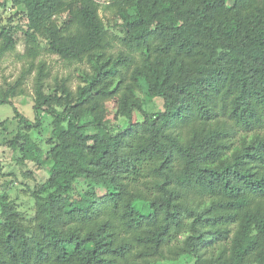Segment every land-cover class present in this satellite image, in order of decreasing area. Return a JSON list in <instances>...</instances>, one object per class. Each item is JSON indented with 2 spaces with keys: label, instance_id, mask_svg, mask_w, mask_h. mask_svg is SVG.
<instances>
[{
  "label": "trees",
  "instance_id": "1",
  "mask_svg": "<svg viewBox=\"0 0 264 264\" xmlns=\"http://www.w3.org/2000/svg\"><path fill=\"white\" fill-rule=\"evenodd\" d=\"M21 41L6 143L48 176L31 211L0 196V264H264V0H0V58ZM45 53L92 72L51 81ZM34 71L30 119L12 98Z\"/></svg>",
  "mask_w": 264,
  "mask_h": 264
},
{
  "label": "rangeland",
  "instance_id": "2",
  "mask_svg": "<svg viewBox=\"0 0 264 264\" xmlns=\"http://www.w3.org/2000/svg\"><path fill=\"white\" fill-rule=\"evenodd\" d=\"M11 1V0H10ZM102 4H107L111 0H99ZM22 7H12V3H9L7 10H2V23H6L9 16H13L16 12L19 15L15 18L13 23L24 24L26 22L25 16L21 12ZM100 13L104 18L113 19V13L110 9L105 7L100 10ZM116 31V28H112ZM122 45L117 41L112 52L116 55L121 49ZM24 52V42L21 41L15 51L8 52L5 56L0 58V95L3 94L10 84L14 83L18 76L20 75L23 66L27 64L26 59L21 57ZM39 59H44L47 61L50 69L52 70L51 81L55 80V76L63 77L69 76L71 78V85L76 88L79 83L82 82V76L86 73L92 72L91 65L88 63H67L59 59L57 55L54 54H43ZM34 76L35 71L28 76L24 87L25 92L23 95L16 96L12 98L14 106H16L24 115L30 119H34L35 110L33 108L34 102ZM84 78V77H83ZM138 94L144 102V108L148 112H157L164 109L163 99L159 97H152L148 92V87L145 82L141 83V87L138 90ZM136 115L134 119H136ZM139 119L142 116H138ZM6 120L3 125L0 126V196L8 195L10 198L17 201L23 210H33V200L30 193L22 190L27 184L33 185L35 181L40 182L48 176V167L36 165L33 162L27 161L26 163L19 164L18 158L22 156L20 151H14L7 143L6 140L10 138L16 130L18 124V119L15 116L14 108L11 104H0V122ZM107 123L113 131L119 130L127 122L123 117L115 118V103L113 101L108 103V116ZM46 125V123H45ZM45 128V126H44ZM46 134V133H45ZM43 138H45L43 136ZM42 139V137H41ZM40 139V140H41ZM45 144V143H44ZM32 171L33 176L26 178L23 173ZM14 172L15 174H10ZM13 180L12 184H8ZM83 182V181H82ZM78 185L79 191L92 190L91 187L84 184ZM8 184V186H6ZM97 192L103 193L102 188L97 187ZM31 213V212H30ZM195 258L188 255L181 257L178 260H158L155 264H193Z\"/></svg>",
  "mask_w": 264,
  "mask_h": 264
}]
</instances>
